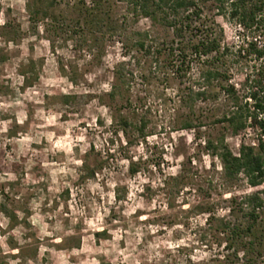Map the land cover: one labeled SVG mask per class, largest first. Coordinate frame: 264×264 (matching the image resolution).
Returning <instances> with one entry per match:
<instances>
[{
  "label": "rangeland",
  "instance_id": "1",
  "mask_svg": "<svg viewBox=\"0 0 264 264\" xmlns=\"http://www.w3.org/2000/svg\"><path fill=\"white\" fill-rule=\"evenodd\" d=\"M25 2L0 0V264H225L223 237L194 207L222 206L254 189L243 180L221 187L218 161L204 149L223 132L212 123L221 99L188 113L179 100L195 73L182 82L164 79L141 53L126 55L111 29L124 8L112 0L103 11L113 25L100 15L106 35L98 61L55 35L49 45L41 26L32 33ZM213 20L233 52L240 44L235 27L222 15ZM128 28L166 38L145 19ZM120 62L132 74L110 100L111 70ZM247 72L231 67L237 89ZM119 116L129 128L118 127ZM188 118L193 127L180 129ZM241 138H225L233 154ZM97 160L101 170L86 179L82 163L91 168ZM189 169L200 177L191 175L168 197L164 180ZM224 215L217 207L215 216Z\"/></svg>",
  "mask_w": 264,
  "mask_h": 264
},
{
  "label": "trees",
  "instance_id": "2",
  "mask_svg": "<svg viewBox=\"0 0 264 264\" xmlns=\"http://www.w3.org/2000/svg\"><path fill=\"white\" fill-rule=\"evenodd\" d=\"M109 1L26 0L24 10L31 32L37 34L38 26H41L49 45L55 35L70 41L77 53L98 61L103 54L106 35L103 31L105 20L100 15H105L113 25L111 15L103 11L104 6L109 7ZM112 1L124 8L118 25L114 24L111 29L126 55L132 49L141 53L149 62V70L164 79L182 82L190 72L195 73L179 100L188 113L198 102L215 103L221 99V112L212 123L221 125L223 132L212 140H205L204 149L218 161L221 187L243 180L254 190L221 201L222 206L219 203L203 204L195 206L194 210L197 214L207 215L205 223L209 226L212 222L214 231L223 237V263L264 264V0ZM215 15L225 17L240 36V44L233 52L222 45L223 34L214 23ZM141 19L166 33V38L160 40L150 32L128 28ZM229 56L233 65L248 71L238 89L230 80L233 65L228 64ZM27 69L33 71L34 65L28 64ZM60 72L64 73L62 68ZM131 74L130 65L125 62L112 68L113 83L107 93L110 100L120 97ZM66 77L74 83L73 76ZM22 81L26 83L24 76ZM63 99L69 98L64 96ZM117 124L121 129L130 127L126 118L120 116ZM198 125L199 122L196 127ZM192 127L189 118L180 123L182 130ZM141 129L138 128L139 133ZM226 137H242L236 154L228 149ZM102 165L97 160L88 168L83 162L81 173L91 179ZM191 175L193 179L200 177L191 169L167 177L163 183L169 188L167 196H177L186 183L192 181ZM202 197L210 198V194L203 191ZM217 207L224 208L226 215L215 216Z\"/></svg>",
  "mask_w": 264,
  "mask_h": 264
}]
</instances>
